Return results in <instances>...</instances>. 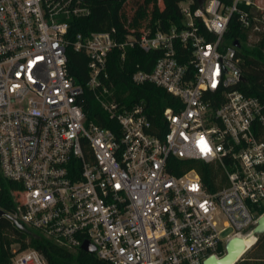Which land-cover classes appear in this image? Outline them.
<instances>
[{
  "label": "built area",
  "instance_id": "built-area-1",
  "mask_svg": "<svg viewBox=\"0 0 264 264\" xmlns=\"http://www.w3.org/2000/svg\"><path fill=\"white\" fill-rule=\"evenodd\" d=\"M194 4L179 2L181 25L166 30L127 26L120 40L110 27L71 40V21L90 15L81 0H0V181L18 185L1 218L69 252L89 243L107 264H203L232 238L255 236L264 96L245 94L239 48L223 37L233 13L248 28L264 8ZM70 47L87 57L86 87L114 130L86 121L83 88L67 73ZM128 47L159 53L149 72L131 75L174 98L156 120L141 102L120 104L108 85L109 53L123 58ZM170 159L212 167L215 190L195 168L170 172L179 167ZM29 241L9 245L7 264H48Z\"/></svg>",
  "mask_w": 264,
  "mask_h": 264
},
{
  "label": "trees",
  "instance_id": "trees-1",
  "mask_svg": "<svg viewBox=\"0 0 264 264\" xmlns=\"http://www.w3.org/2000/svg\"><path fill=\"white\" fill-rule=\"evenodd\" d=\"M90 8V15L87 17L74 18L71 21L67 38L73 40L76 35L87 37L92 31L113 27L116 29L115 37L123 40L127 30L126 27L139 28L144 24L152 29L166 30L172 25H181L182 16L178 4L183 0H81ZM225 5H230L231 0H221ZM198 0L192 8H195ZM249 8H245L248 10ZM253 17V14H251ZM250 17V27L242 28L233 13L229 19L224 42L238 41L240 44L237 56L243 69L242 84L245 94L250 96H264V21L260 15ZM255 27L257 29L255 30ZM254 36L256 44L247 46L249 36ZM207 39H212L208 36ZM158 52H143L137 47L126 48L124 57L121 58V51L112 50L107 58L106 73L108 85L116 101L129 107L135 102H141L147 115L156 120L166 107H174V98L163 89L145 83L135 85L131 81V75L137 70L149 72L158 58ZM88 59L82 53L67 49V73L74 82L83 88L81 96L83 112L87 122H93L100 127L114 130L115 121L110 119L107 113L95 100L93 93L87 89L88 80ZM179 164L175 170H170L176 175L182 174L185 170L195 168L201 176L204 185L209 191H214L212 180L217 173H213L212 167L196 161H177ZM169 160V161H170ZM214 174V175H213ZM18 188L16 183L7 180L0 181V209L6 213L13 210L14 202L11 191ZM264 212L262 208L259 213ZM29 230L16 228L8 218L0 219V264H7L9 254L7 248L11 243L30 238L29 246L39 251L47 260L48 264H107L98 260L94 253L83 250L69 252L68 250L55 245L45 238L33 234L29 236ZM223 256L224 252L220 251ZM235 264H264V233L258 235L255 242L240 257Z\"/></svg>",
  "mask_w": 264,
  "mask_h": 264
},
{
  "label": "water",
  "instance_id": "water-1",
  "mask_svg": "<svg viewBox=\"0 0 264 264\" xmlns=\"http://www.w3.org/2000/svg\"><path fill=\"white\" fill-rule=\"evenodd\" d=\"M236 48L240 47L238 41H234L232 43ZM4 216V213L0 211V218ZM16 228L20 230H24L22 225L15 222ZM253 233L255 235H260L264 233V215H262L256 222L255 227L253 228ZM248 247H245L243 239L240 237L232 238L225 246V253L223 256L216 257L215 255H211L206 258L203 264H235L240 257L246 252ZM81 250L92 253L94 251V247L89 243H84L81 246Z\"/></svg>",
  "mask_w": 264,
  "mask_h": 264
},
{
  "label": "rangeland",
  "instance_id": "rangeland-1",
  "mask_svg": "<svg viewBox=\"0 0 264 264\" xmlns=\"http://www.w3.org/2000/svg\"><path fill=\"white\" fill-rule=\"evenodd\" d=\"M255 1H256V3H257L258 5H261L262 8H264V0H255ZM224 43H225L226 45H230V43H227L226 41H225ZM247 43L250 44L249 46H253L254 44H256V41H255L254 36L250 35L249 38H248ZM230 232H231V231L228 230L226 233L223 234V237H224L227 233H230ZM257 236H258V235H255L254 237L256 238ZM254 237L250 236V238H249V243H248V247H249V246L251 247V246L253 245L254 240H255ZM220 251H221V252H224V251H225V248H224L223 245H221V247H220ZM219 257H220V256H219Z\"/></svg>",
  "mask_w": 264,
  "mask_h": 264
},
{
  "label": "bare ground",
  "instance_id": "bare-ground-1",
  "mask_svg": "<svg viewBox=\"0 0 264 264\" xmlns=\"http://www.w3.org/2000/svg\"><path fill=\"white\" fill-rule=\"evenodd\" d=\"M249 238H250V236H247V237H244V238H242V239H243V242H244V245H245V247H248ZM249 247H250V246H249ZM249 247H248V248H249Z\"/></svg>",
  "mask_w": 264,
  "mask_h": 264
}]
</instances>
